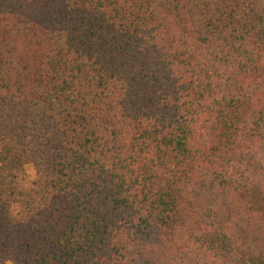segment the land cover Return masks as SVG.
Wrapping results in <instances>:
<instances>
[{
  "label": "trees",
  "instance_id": "16d2710c",
  "mask_svg": "<svg viewBox=\"0 0 264 264\" xmlns=\"http://www.w3.org/2000/svg\"><path fill=\"white\" fill-rule=\"evenodd\" d=\"M263 3L0 0V259L264 264Z\"/></svg>",
  "mask_w": 264,
  "mask_h": 264
},
{
  "label": "rangeland",
  "instance_id": "374dc122",
  "mask_svg": "<svg viewBox=\"0 0 264 264\" xmlns=\"http://www.w3.org/2000/svg\"><path fill=\"white\" fill-rule=\"evenodd\" d=\"M263 9H264V3H263ZM18 179L19 183L22 187L28 185L30 181L35 176V171L32 166V164H26L23 166V168L18 172ZM0 264H13L9 259L3 258L0 259Z\"/></svg>",
  "mask_w": 264,
  "mask_h": 264
}]
</instances>
